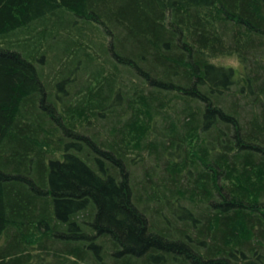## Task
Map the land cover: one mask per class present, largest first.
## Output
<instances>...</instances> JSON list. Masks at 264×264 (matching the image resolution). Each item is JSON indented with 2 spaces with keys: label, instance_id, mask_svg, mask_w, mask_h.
Listing matches in <instances>:
<instances>
[{
  "label": "trees",
  "instance_id": "trees-1",
  "mask_svg": "<svg viewBox=\"0 0 264 264\" xmlns=\"http://www.w3.org/2000/svg\"><path fill=\"white\" fill-rule=\"evenodd\" d=\"M0 264H264V0H0Z\"/></svg>",
  "mask_w": 264,
  "mask_h": 264
},
{
  "label": "rangeland",
  "instance_id": "rangeland-1",
  "mask_svg": "<svg viewBox=\"0 0 264 264\" xmlns=\"http://www.w3.org/2000/svg\"><path fill=\"white\" fill-rule=\"evenodd\" d=\"M226 61H227V62H230V63L233 62L232 60H230V58H227Z\"/></svg>",
  "mask_w": 264,
  "mask_h": 264
}]
</instances>
